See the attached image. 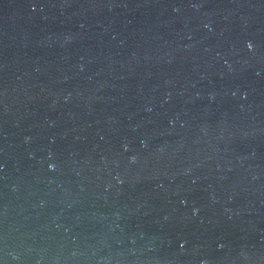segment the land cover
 Returning <instances> with one entry per match:
<instances>
[{
	"label": "water",
	"instance_id": "water-1",
	"mask_svg": "<svg viewBox=\"0 0 264 264\" xmlns=\"http://www.w3.org/2000/svg\"><path fill=\"white\" fill-rule=\"evenodd\" d=\"M0 264H264V0H0Z\"/></svg>",
	"mask_w": 264,
	"mask_h": 264
}]
</instances>
